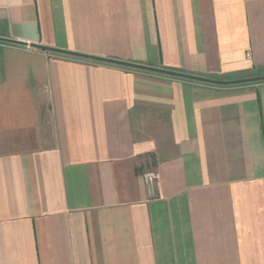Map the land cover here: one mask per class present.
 I'll return each instance as SVG.
<instances>
[{
	"label": "crops",
	"instance_id": "crops-1",
	"mask_svg": "<svg viewBox=\"0 0 264 264\" xmlns=\"http://www.w3.org/2000/svg\"><path fill=\"white\" fill-rule=\"evenodd\" d=\"M0 38V264H264V82L40 49L248 78L264 0H0Z\"/></svg>",
	"mask_w": 264,
	"mask_h": 264
},
{
	"label": "water",
	"instance_id": "water-1",
	"mask_svg": "<svg viewBox=\"0 0 264 264\" xmlns=\"http://www.w3.org/2000/svg\"><path fill=\"white\" fill-rule=\"evenodd\" d=\"M0 42L1 43H7V44H13V45L25 46V44H23V43L16 42L13 40H9L6 38H0ZM40 49L44 50V51H48V52L72 56V57L81 58V59H85V60H91V61H95V62H100V63L124 67V68H130L133 70L157 74V75L166 76V77H170V78H179V79H184V80H189V81H194V82H199V83L213 85V86H219V87H232V86H241V85H249V84H256V83H263L264 82V76L242 78V79H237V80H214V79H209V78L190 76V75L181 74V73L172 72V71L163 70V69L148 68V67H144V66H140V65L118 62L115 60L93 58V57H88V56H83V55H78V54H73V53H68V52H59V51L50 50V49H46V48H40Z\"/></svg>",
	"mask_w": 264,
	"mask_h": 264
},
{
	"label": "built area",
	"instance_id": "built-area-1",
	"mask_svg": "<svg viewBox=\"0 0 264 264\" xmlns=\"http://www.w3.org/2000/svg\"><path fill=\"white\" fill-rule=\"evenodd\" d=\"M246 57L249 60L251 59V55L249 53H247ZM158 179H159L158 173L155 171H148L142 175V180L144 184L149 187L153 186L158 181Z\"/></svg>",
	"mask_w": 264,
	"mask_h": 264
},
{
	"label": "rangeland",
	"instance_id": "rangeland-1",
	"mask_svg": "<svg viewBox=\"0 0 264 264\" xmlns=\"http://www.w3.org/2000/svg\"><path fill=\"white\" fill-rule=\"evenodd\" d=\"M256 76H264V71L257 72V73H255V74H253L251 76H248V78L249 77H256Z\"/></svg>",
	"mask_w": 264,
	"mask_h": 264
}]
</instances>
